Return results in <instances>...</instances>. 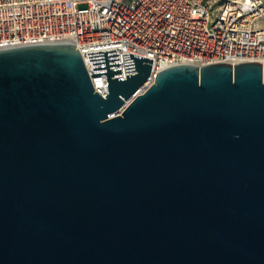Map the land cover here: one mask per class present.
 Segmentation results:
<instances>
[{"label":"water","instance_id":"obj_1","mask_svg":"<svg viewBox=\"0 0 264 264\" xmlns=\"http://www.w3.org/2000/svg\"><path fill=\"white\" fill-rule=\"evenodd\" d=\"M112 52L0 51V264H264V65Z\"/></svg>","mask_w":264,"mask_h":264},{"label":"built area","instance_id":"obj_2","mask_svg":"<svg viewBox=\"0 0 264 264\" xmlns=\"http://www.w3.org/2000/svg\"><path fill=\"white\" fill-rule=\"evenodd\" d=\"M84 5L85 8H80ZM71 44L81 53L95 92L107 98V75L92 77L88 53L116 49L153 60L157 74L177 65H264V0H0V51ZM124 108L120 110L122 114Z\"/></svg>","mask_w":264,"mask_h":264},{"label":"rangeland","instance_id":"obj_3","mask_svg":"<svg viewBox=\"0 0 264 264\" xmlns=\"http://www.w3.org/2000/svg\"><path fill=\"white\" fill-rule=\"evenodd\" d=\"M80 8H85V6L84 5H81Z\"/></svg>","mask_w":264,"mask_h":264},{"label":"bare ground","instance_id":"obj_4","mask_svg":"<svg viewBox=\"0 0 264 264\" xmlns=\"http://www.w3.org/2000/svg\"><path fill=\"white\" fill-rule=\"evenodd\" d=\"M134 99V98H133ZM125 109V108H124Z\"/></svg>","mask_w":264,"mask_h":264}]
</instances>
